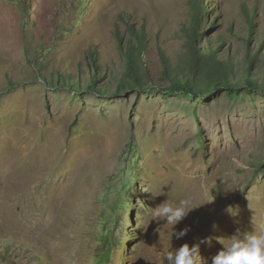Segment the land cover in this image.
<instances>
[{
  "label": "rangeland",
  "instance_id": "1",
  "mask_svg": "<svg viewBox=\"0 0 264 264\" xmlns=\"http://www.w3.org/2000/svg\"><path fill=\"white\" fill-rule=\"evenodd\" d=\"M202 4L198 48L220 42L236 63L262 45L264 76V0ZM189 18L188 0H0V264H164L185 243L211 264L236 228L264 225V95L158 90L160 51L174 62ZM129 25L147 34L154 91L50 87L93 78L115 92ZM185 199L194 209L174 231H189L171 238L152 210Z\"/></svg>",
  "mask_w": 264,
  "mask_h": 264
},
{
  "label": "trees",
  "instance_id": "2",
  "mask_svg": "<svg viewBox=\"0 0 264 264\" xmlns=\"http://www.w3.org/2000/svg\"><path fill=\"white\" fill-rule=\"evenodd\" d=\"M188 2L190 4V18L182 28L185 43L181 53L172 62L164 51H160L167 82V86L158 89L160 93L164 96L182 94L202 100H206L220 91L225 92L231 98L240 91L264 95V76L256 72V67L260 63L259 56L262 45L256 52H252L251 48L247 47L243 59L236 63L232 56L227 54L225 57L222 53H218L225 45L217 42L218 40H215L217 43L213 44L214 50L202 46L199 49L197 42L202 38L200 25L204 13L203 0H188ZM244 13L246 24L249 27L248 33L251 34L254 19L247 12ZM128 28L129 37L127 41L123 42L122 38L117 35V46L124 60V70L122 79H117L114 84L115 92L110 91V84V90L101 93V87L97 89L96 80L93 78L88 79L85 86L79 84L78 87H75L73 80L57 77L60 80L58 82L62 84L57 85L53 81H49L50 87L53 89L60 87L76 93L83 92L81 87H85L87 91H95L101 96L111 95L115 97L121 96L127 91H132L136 86L144 93L154 91V86L149 82L143 66V53L147 47V34L144 28L139 32L134 31L130 25ZM210 28L209 25L206 29L209 30ZM245 41L249 45L250 36ZM89 57L96 65L93 52L90 53ZM238 66L239 68L235 71Z\"/></svg>",
  "mask_w": 264,
  "mask_h": 264
},
{
  "label": "clouds",
  "instance_id": "3",
  "mask_svg": "<svg viewBox=\"0 0 264 264\" xmlns=\"http://www.w3.org/2000/svg\"><path fill=\"white\" fill-rule=\"evenodd\" d=\"M193 209L190 200L185 199L175 206L161 203L152 211L155 218H163L167 224L173 226L171 238L175 236L176 239H181L189 229L184 228L177 232L174 227ZM223 239L226 243L212 257L211 264H264V225L252 232L242 231L238 227L232 235ZM200 243L210 245L211 237L202 239ZM162 258L164 264H206L200 255L199 244L189 246L185 243L163 253Z\"/></svg>",
  "mask_w": 264,
  "mask_h": 264
},
{
  "label": "bare ground",
  "instance_id": "4",
  "mask_svg": "<svg viewBox=\"0 0 264 264\" xmlns=\"http://www.w3.org/2000/svg\"><path fill=\"white\" fill-rule=\"evenodd\" d=\"M176 180V179H175ZM174 181V180H173ZM183 181V180H182ZM180 183V182H179ZM184 184V183H183ZM179 185V184H178ZM184 187V186H183ZM173 190V189H172ZM178 190V189H177Z\"/></svg>",
  "mask_w": 264,
  "mask_h": 264
}]
</instances>
